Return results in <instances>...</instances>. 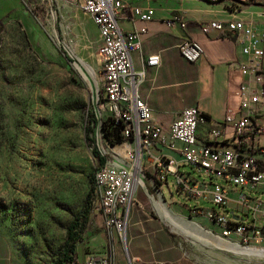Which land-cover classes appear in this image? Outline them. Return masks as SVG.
Masks as SVG:
<instances>
[{"label": "crops", "instance_id": "0c3cea01", "mask_svg": "<svg viewBox=\"0 0 264 264\" xmlns=\"http://www.w3.org/2000/svg\"><path fill=\"white\" fill-rule=\"evenodd\" d=\"M124 1L139 14L134 20L122 16L118 21L120 28L124 33L144 30L140 36L142 47L132 55V62L136 72H146L139 92L149 105L154 121L168 133L181 112L191 107H198L209 122L220 124L227 117H236L242 102L240 84L249 78L241 69L253 59V54L245 53L232 34L206 35L202 26L211 21H243L252 25L262 36L260 62L264 68V0ZM141 14H148L151 19L144 20ZM172 20L174 24H170ZM179 22L185 26L181 27ZM94 29L101 42L95 23ZM188 39L203 47L204 53L197 63H190L181 55L180 46ZM154 55L159 56L160 66H147L148 58ZM98 60L97 56L95 64L100 67ZM258 109L256 124L264 130V102ZM222 130V136L215 139L210 134V123L201 126L199 142L225 150L237 149L239 142L234 130L228 126ZM243 142L241 151L254 155L264 172V135ZM117 147L113 153L120 156L119 163L128 160L130 154L135 155L133 143L122 148L123 152L117 151ZM160 156L175 160L179 173L189 176L201 190L215 185L225 188L226 203L216 206L210 200L187 196L179 191L178 176L172 173L162 182L156 180V161ZM141 162L146 177L136 193L138 204L130 215L126 244L122 248L116 245L115 264H245L244 255L264 257V239H252L249 249H245L237 234L223 237V229L208 216L213 211L222 215L234 212L241 218L238 223L264 228V183L254 190L234 187L185 165L179 152L163 146L147 151ZM179 196L186 198V202L181 203ZM243 196L248 198L247 203ZM189 200L196 203L191 205ZM202 203L212 207L203 208ZM108 255L107 235L98 217L78 248L77 261L88 264L92 258L106 259ZM0 264H6L4 257H0Z\"/></svg>", "mask_w": 264, "mask_h": 264}, {"label": "rangeland", "instance_id": "374dc122", "mask_svg": "<svg viewBox=\"0 0 264 264\" xmlns=\"http://www.w3.org/2000/svg\"><path fill=\"white\" fill-rule=\"evenodd\" d=\"M100 46L91 17L74 0H0V257L6 264H54L90 196L99 166L95 146L112 158L115 148L101 135L95 146L86 137L88 109L103 92L95 64ZM243 260L264 264V257Z\"/></svg>", "mask_w": 264, "mask_h": 264}, {"label": "built area", "instance_id": "2783aa9c", "mask_svg": "<svg viewBox=\"0 0 264 264\" xmlns=\"http://www.w3.org/2000/svg\"><path fill=\"white\" fill-rule=\"evenodd\" d=\"M74 1L92 18L101 37L98 57L101 62L103 92L97 91L94 103L99 122L96 143L101 135L106 144L110 145L105 137L103 123L113 120L115 126L122 128L125 140L116 146L125 148L130 143L136 146L135 155L129 153V159L122 163H119L120 156L117 154L113 153L112 158L107 156L105 165L95 174L91 223L101 218L109 244V255L106 259L92 258L88 264H115L117 242L120 239L126 244L127 225L132 209L138 204L136 193L146 177L141 158L152 148L163 146L179 152L185 165L227 181L234 187L254 190L264 183V172L260 170L257 159L250 152L241 151L243 140L264 135V130L256 124L258 106L264 102V68L260 62L262 36L252 25L243 21H211L202 26L206 35L232 34L236 42L243 45L245 53L253 54V59L241 69L249 77L240 84L241 109L236 117H227L218 124L209 122L198 107L187 108L171 124L167 133L162 125L154 121L149 105L140 97L139 88L146 79V72H136L133 68L132 55L142 47L140 36L144 30L124 33L118 22L125 15L134 20L139 12L124 0ZM203 1L216 3L221 0ZM141 18L150 20L151 16L141 14ZM174 23L175 20L170 21V24ZM179 23L181 27L185 26ZM180 52L188 62L197 63L204 50L198 42L188 39L180 46ZM147 66L159 67V56H150ZM208 123L210 134L215 139L222 136L223 127H231L239 147L225 150L212 144L200 143L199 128ZM156 171V180L160 182L166 180L168 174L177 175L178 189L187 196L210 200L216 206L226 203L225 188L215 185L212 189H199L189 176L179 173L178 164L173 159L160 156L156 161ZM242 199L248 202L246 196ZM208 216L223 229V237L237 234L244 248L250 247L252 239H264L262 227L240 224L230 214L222 215L216 211L208 213Z\"/></svg>", "mask_w": 264, "mask_h": 264}, {"label": "trees", "instance_id": "16d2710c", "mask_svg": "<svg viewBox=\"0 0 264 264\" xmlns=\"http://www.w3.org/2000/svg\"><path fill=\"white\" fill-rule=\"evenodd\" d=\"M98 125L99 122L96 118L95 109L89 108L86 123V137L87 140L93 142L94 146ZM103 129L105 137L111 146H116L125 142L122 135V128L115 126V122L113 120L105 121L103 123ZM94 155L99 161L98 170L105 165L108 158L107 156H103L96 146L94 149ZM95 174L96 172L92 174V189L89 198L84 202L80 212L74 217L73 221L69 225L64 243L52 256L54 264H78V248L82 245V243H84L86 234L91 225V214L93 208L92 196Z\"/></svg>", "mask_w": 264, "mask_h": 264}, {"label": "water", "instance_id": "95a60500", "mask_svg": "<svg viewBox=\"0 0 264 264\" xmlns=\"http://www.w3.org/2000/svg\"><path fill=\"white\" fill-rule=\"evenodd\" d=\"M230 216H231L232 219L235 220L236 222H238L239 220H241V218L238 217V216H236V215L234 214V212H231V213H230Z\"/></svg>", "mask_w": 264, "mask_h": 264}, {"label": "bare ground", "instance_id": "6f19581e", "mask_svg": "<svg viewBox=\"0 0 264 264\" xmlns=\"http://www.w3.org/2000/svg\"><path fill=\"white\" fill-rule=\"evenodd\" d=\"M90 71H91L92 74H95V72H94L93 69H90ZM117 148H118V149H116L117 151L122 150V152H123V149H124V148H123V149H122V147H117ZM122 152H121V153H122Z\"/></svg>", "mask_w": 264, "mask_h": 264}]
</instances>
